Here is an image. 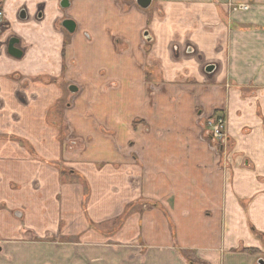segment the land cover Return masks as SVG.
<instances>
[{
	"label": "crops",
	"instance_id": "obj_1",
	"mask_svg": "<svg viewBox=\"0 0 264 264\" xmlns=\"http://www.w3.org/2000/svg\"><path fill=\"white\" fill-rule=\"evenodd\" d=\"M69 1L0 0V133L31 142L0 145V242L57 229L137 242L156 264H260L264 0ZM71 85L61 141L48 114ZM220 110L224 143L203 126ZM9 250L0 264H32Z\"/></svg>",
	"mask_w": 264,
	"mask_h": 264
},
{
	"label": "rangeland",
	"instance_id": "obj_2",
	"mask_svg": "<svg viewBox=\"0 0 264 264\" xmlns=\"http://www.w3.org/2000/svg\"><path fill=\"white\" fill-rule=\"evenodd\" d=\"M62 27L64 28V26ZM0 28L5 30L7 28L6 23L1 24ZM11 56L13 57V55ZM33 79L34 81H41L40 77ZM64 91L66 99L56 102L48 114V122L51 126L58 128L57 138L61 141L69 138L66 132L67 125L62 114L69 101L67 97L73 94L70 88L64 87ZM203 124L207 128L205 123ZM6 143H16L27 148L31 144L24 135L9 131L0 133V145ZM1 153L3 155V152ZM2 155L0 156V177H3L4 172H8V159ZM80 181L84 184L87 193V183L84 182V178H81ZM3 193L1 190L0 194ZM5 207L4 204L0 203V213L1 209ZM118 229L116 226L111 228L112 234L117 233ZM84 234L85 232H81L80 237H83ZM26 237L43 242H26V244H24L25 242H0V254H10V247L11 250H16L17 255L21 252L31 255L32 264H156L152 248L140 246L137 242H73L75 237L72 232L57 229H50L43 234L38 232L27 233ZM80 237L77 236L76 240ZM190 256L191 254L188 257L190 258Z\"/></svg>",
	"mask_w": 264,
	"mask_h": 264
},
{
	"label": "built area",
	"instance_id": "obj_3",
	"mask_svg": "<svg viewBox=\"0 0 264 264\" xmlns=\"http://www.w3.org/2000/svg\"><path fill=\"white\" fill-rule=\"evenodd\" d=\"M240 9H247L248 5L242 4ZM5 21L4 10L0 7V25ZM206 135L210 139L220 141L222 143L227 141V117L223 111H217L213 116H209L204 120Z\"/></svg>",
	"mask_w": 264,
	"mask_h": 264
},
{
	"label": "water",
	"instance_id": "obj_4",
	"mask_svg": "<svg viewBox=\"0 0 264 264\" xmlns=\"http://www.w3.org/2000/svg\"><path fill=\"white\" fill-rule=\"evenodd\" d=\"M137 4L143 8V9H148L151 5H152V2L153 0H136ZM61 5L63 7H69L70 6V1L69 0H62V3ZM62 25L69 31V32H75L76 30V23L74 20L72 19H69V18H66ZM149 36V32L146 31L145 32V37L148 38ZM151 40V39H149ZM19 43V39L16 38V37H12L9 41V44H8V52L15 56V57H21L23 52L21 49H19L16 45ZM215 65L214 64H209L207 67H206V71L207 72H213L215 70ZM70 90L72 92H76L78 91V87L76 85H71L70 86ZM260 264H264V260L261 259L259 261Z\"/></svg>",
	"mask_w": 264,
	"mask_h": 264
},
{
	"label": "flooded vegetation",
	"instance_id": "obj_5",
	"mask_svg": "<svg viewBox=\"0 0 264 264\" xmlns=\"http://www.w3.org/2000/svg\"><path fill=\"white\" fill-rule=\"evenodd\" d=\"M4 14H5V12H4ZM3 32H4V30H2V29L0 28V36L3 35ZM11 38H12V37H11ZM11 38H10V39H11ZM10 39H9V41H10ZM9 41H8V44H9Z\"/></svg>",
	"mask_w": 264,
	"mask_h": 264
}]
</instances>
